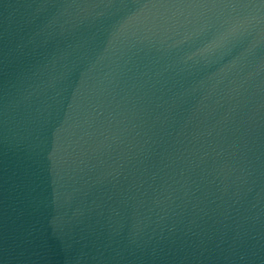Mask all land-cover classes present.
Wrapping results in <instances>:
<instances>
[{
	"label": "water",
	"instance_id": "obj_1",
	"mask_svg": "<svg viewBox=\"0 0 264 264\" xmlns=\"http://www.w3.org/2000/svg\"><path fill=\"white\" fill-rule=\"evenodd\" d=\"M0 264H264V0H0Z\"/></svg>",
	"mask_w": 264,
	"mask_h": 264
}]
</instances>
